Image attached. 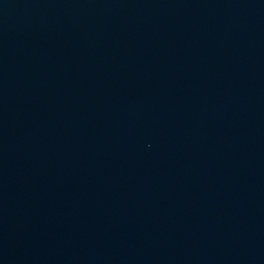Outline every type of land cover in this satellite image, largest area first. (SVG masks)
<instances>
[{"label": "water", "instance_id": "water-1", "mask_svg": "<svg viewBox=\"0 0 264 264\" xmlns=\"http://www.w3.org/2000/svg\"><path fill=\"white\" fill-rule=\"evenodd\" d=\"M0 264H264V0H0Z\"/></svg>", "mask_w": 264, "mask_h": 264}]
</instances>
